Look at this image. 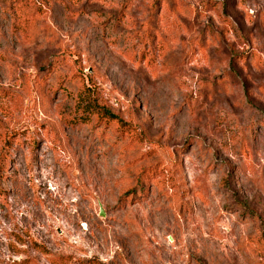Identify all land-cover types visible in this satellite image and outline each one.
Segmentation results:
<instances>
[{
	"label": "rangeland",
	"instance_id": "rangeland-1",
	"mask_svg": "<svg viewBox=\"0 0 264 264\" xmlns=\"http://www.w3.org/2000/svg\"><path fill=\"white\" fill-rule=\"evenodd\" d=\"M0 264H264V0H0Z\"/></svg>",
	"mask_w": 264,
	"mask_h": 264
},
{
	"label": "trees",
	"instance_id": "trees-1",
	"mask_svg": "<svg viewBox=\"0 0 264 264\" xmlns=\"http://www.w3.org/2000/svg\"><path fill=\"white\" fill-rule=\"evenodd\" d=\"M82 116L84 118L89 117L91 114H95L96 118L100 122H116L120 130H126L132 128L130 122L124 120L119 114L115 113L108 103L100 98V93L96 88L87 87L86 91L82 93L81 101ZM132 189L127 191V195H130Z\"/></svg>",
	"mask_w": 264,
	"mask_h": 264
}]
</instances>
